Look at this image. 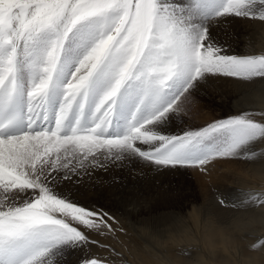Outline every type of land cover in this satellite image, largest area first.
<instances>
[{"label":"snow or ice","instance_id":"snow-or-ice-1","mask_svg":"<svg viewBox=\"0 0 264 264\" xmlns=\"http://www.w3.org/2000/svg\"><path fill=\"white\" fill-rule=\"evenodd\" d=\"M232 17L264 22V0H0V264H65L92 244L109 256L79 264H118L92 239L116 218L79 199L115 185L98 170L163 186L176 169L256 158L264 112L166 131L210 77L264 79V54L213 34Z\"/></svg>","mask_w":264,"mask_h":264},{"label":"bare ground","instance_id":"bare-ground-1","mask_svg":"<svg viewBox=\"0 0 264 264\" xmlns=\"http://www.w3.org/2000/svg\"><path fill=\"white\" fill-rule=\"evenodd\" d=\"M213 34L221 41H226V50L230 54H264V22L258 19L229 18V23L217 27ZM194 97L197 98L202 126L223 117V113L264 112V79L249 82L232 77L213 76ZM180 117L166 125L169 134H182L189 129L190 123L182 115ZM254 151L257 154L255 159L247 156L239 159H218L212 161L206 170H173L162 178L163 186L145 183L140 178L130 176L126 170H114L113 173L98 170V174L105 179L115 174V185L106 190L102 187L106 188L108 184H104L97 187L99 189L91 196L79 199L81 203L96 208L93 204L95 195L99 193L108 198L112 207L119 208L118 215L121 220L124 214L127 215L126 224L143 241L141 245L129 240L134 255L132 261L127 255L131 264H264V205H251L253 208L258 207L259 212H254L253 216L250 212V217L245 218L246 222L234 225L232 230L222 229V216L216 215L215 218L213 213L210 218L201 217L210 206L214 207L215 193L219 189L221 193H228L229 187L231 189L239 185L244 192L264 193V145H257ZM172 184H176L182 192L177 191L179 194L176 196L166 194L163 197L162 193H166ZM238 191H241L240 188ZM98 200L102 202L104 197L99 196ZM132 202L133 209L127 211L125 208ZM100 208L106 209L104 206ZM159 216H173L177 223L183 222L185 227L176 230L172 225L168 226L169 229L162 235L160 230L158 232L153 227V223H147L151 218ZM243 219L244 217L238 221ZM256 222L258 225L254 227L253 223ZM116 228L119 233L123 231V227ZM127 234L120 235V238L128 240ZM100 237L104 242H100L101 244L112 245L107 236ZM240 247L243 249L244 259L235 260L227 255V250H237ZM119 250V253L123 252L120 247Z\"/></svg>","mask_w":264,"mask_h":264},{"label":"rangeland","instance_id":"rangeland-1","mask_svg":"<svg viewBox=\"0 0 264 264\" xmlns=\"http://www.w3.org/2000/svg\"><path fill=\"white\" fill-rule=\"evenodd\" d=\"M232 18H235V17H232ZM216 29H217V27L214 29L215 32H216ZM233 55H235V54H233ZM239 56H243V55H239ZM216 77H225V76H216ZM196 100H197V98L194 97V96H187L186 98H181V105L183 106V108L185 110L182 113H180V115H182L190 123L189 124V129H192V130H197V129H200V128L205 127V126L208 125V124L204 125V126L201 125V116L198 113ZM235 115H237V114H232V113L225 114V113H223L222 114L223 117H221L219 119H226V118H229V117H232V116H235ZM211 164H212V162L210 164H208L207 166H210ZM192 169H196V168H192ZM259 179H260V176H259ZM117 186H119V185H117ZM105 187L106 188H104V186H103L102 189L108 190L109 185H106ZM239 188L242 191V187L239 186V185L238 186L235 185L231 189L229 187V192L228 193L226 191L221 193V191L219 189L218 193H215V197H214L215 205H214V207L210 206L211 208H209V209H207V211L203 212V214H201V217L203 219H207V218H210V216L213 215V213L215 215V218H216V215L218 217L222 216V219L224 220V223L222 225V229H224V230H232L234 225L246 222L245 218H249L251 213H252L251 216L254 215V212L258 213L259 212V208L258 207L253 208V207L247 206L246 208H241V207L232 206L231 202L235 199L236 195L239 193V191H238ZM97 189H99V188H96L92 193L89 194V196H91ZM167 189H168V191L166 193H162L163 197L166 194H168L169 196H171V195L172 196H176L180 192H182V190L181 189L179 190V188H178V186H176V184L170 185ZM173 191H174V193H173ZM243 192H244V190H243ZM76 195H79V193H76ZM99 196H103L104 197V201H102V202L99 201L98 200ZM95 197H96V200H95V203L93 205L96 206V209L100 210L101 209L100 206L106 207V209L103 208V210L108 211L112 216H114L116 218V222L113 223L114 227L115 228H116V226L123 227L122 228L123 231H121V233H119L118 230H117V231H115L113 233L105 235L112 242V245L111 244H108V245H111V247H113L115 249V253H118V256L115 255V253H114L112 258L116 259L118 261V264H131L129 260L132 261V258L134 257V255H133V251L131 252L132 247H130V245H129V243H130L129 240H132V241L136 242L137 244H141L142 245L143 244L142 239H140V237L135 235V232L133 230H131L129 228V226L126 224L127 221H128L127 215L124 214V218L121 220L120 219L121 216L118 215L119 214V208L112 207L110 205V201L108 200V198L105 195L97 193L95 195ZM129 199H132V196H129ZM221 199H223L225 201L224 204L220 203ZM144 205L145 204H143V206ZM133 207L134 206H133V202H132L125 209L127 211H131L133 209ZM242 217H244V219L242 221H238V219H240ZM177 222L178 221H176V219L173 216L172 217L171 216H159L158 218H154V217L151 218V220H149L147 223H150V224L153 223V227L155 229H158L157 230L158 232L160 230L161 231L160 234L163 235V234H165L164 231L166 232V230H168L169 227L173 226V227L176 228V230H178L177 228L180 229V228H184L185 227L183 222H181L182 224L180 222L179 223H177ZM192 223H189V224H192ZM117 224H119V225H117ZM253 225H254V227H256L258 225V222L253 223ZM191 227H193V226H191ZM123 234H127L129 239L124 241L122 239V237L120 238V235L122 236ZM92 238H93V240H99L101 243H104L100 236H95L94 235V236H92ZM164 238H166V237H164ZM235 241H236L237 244L241 245L238 240H235ZM118 246L120 247V249H123V250H121L123 252L119 253L120 250H119ZM127 255L130 257V259H129V257ZM227 255L230 256L231 259H235V260L244 259L243 249L241 247L239 249H237V250H234V249H231L230 251L227 250ZM72 256H73V259H72ZM90 256H104V257H108L109 256V252L103 247H99V246H97L95 244H92V245H89L85 250H74V251H72L68 255V259H67L65 264H75L76 262H77L76 264H79V261L81 259H85V258H88ZM72 260H74V261H72ZM53 264H55V260H53ZM195 264H197V262Z\"/></svg>","mask_w":264,"mask_h":264}]
</instances>
